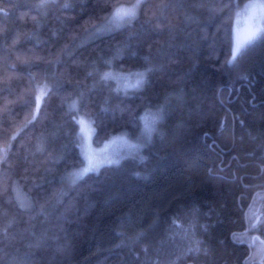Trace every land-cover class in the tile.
<instances>
[{"label": "trees", "instance_id": "1", "mask_svg": "<svg viewBox=\"0 0 264 264\" xmlns=\"http://www.w3.org/2000/svg\"><path fill=\"white\" fill-rule=\"evenodd\" d=\"M252 1L141 0L131 26L81 48L77 45L90 26L85 21L104 15L105 0H55L57 5L72 4L70 9L36 7L41 0H0V145L22 129L7 162L0 161V264H143L157 258L160 240L165 241L161 264H244L249 255H254L253 264H262L264 251L234 242L233 234L246 232L245 213L259 217L253 221L258 225L264 221V33L241 50L234 66L225 63L231 56L237 5ZM130 33L137 37L132 41L136 55L125 51L114 70L141 69L144 55L165 68L151 76L154 87L127 97L112 91L115 81L90 92L81 114L96 117L100 140L93 145L124 132L135 141L139 121L129 112L139 116L149 105L154 111L177 88L183 89V102L172 100L160 126L164 138L155 137L144 150L146 163L129 158L119 169L90 174L79 187L66 188L63 203L47 219L34 216L21 204L38 210L61 187L60 174L71 168L79 152L71 118L65 115L67 104L99 79L87 76L91 62L108 71L99 57L111 56ZM65 44L72 55L49 66L46 61ZM45 71L55 72L62 87H53L42 101L39 119L28 125L35 111L33 75L42 81ZM105 99L111 107L119 104L129 111H117L115 118L104 114L100 105ZM56 126L59 134L49 135L44 151H36L37 137ZM63 145L64 160L55 165V173H47L49 153L60 154ZM135 172L147 178L137 179ZM192 206L199 210L194 229L199 250L194 242L179 235L172 239L166 232L174 215L187 225ZM156 210L161 222L154 231L139 243L114 247L121 220L131 235L150 223ZM141 215L142 225L137 223Z\"/></svg>", "mask_w": 264, "mask_h": 264}, {"label": "snow or ice", "instance_id": "2", "mask_svg": "<svg viewBox=\"0 0 264 264\" xmlns=\"http://www.w3.org/2000/svg\"><path fill=\"white\" fill-rule=\"evenodd\" d=\"M60 7L63 9H70L73 7L72 4L65 2L62 5H57L55 0H41V2L36 5L38 8H47V7ZM141 0H135V2L129 3L128 0H105L103 7L106 9L104 15L99 16L98 19L90 17L88 21H85V25H90L89 27L84 28L86 35L80 40L77 47L86 46L91 40L100 38L106 35H112L120 30H122L126 25L131 26L137 19L139 10L142 7ZM227 7H231L228 5ZM239 7V5H237ZM245 8H259L261 11H264V2H261L259 5H246ZM2 11V9H0ZM239 15V13H237ZM147 23V22H146ZM156 27H159L157 25ZM53 36H56V33L53 32ZM256 33L250 32L249 36L245 40H240L239 38H233L230 41L231 45V56L225 60V63L228 66H234L235 61L238 57V54L245 47L246 43L251 42L255 39ZM136 35L130 33L123 41H121L113 51L112 55L105 58L103 56L99 57V60L102 61L104 66L109 69L108 71L101 72L98 68V62L93 60L89 67L91 71L87 73L88 77H96L99 79L93 80V83L88 86L86 89L81 90L71 103L67 104V111L65 115L70 116L72 125L75 129V135L73 137V145L75 148L79 149L77 153L75 162L71 168H66L59 177V182L61 187L53 192V194L44 200V202L39 203L38 210H36V205L28 203L27 205L21 204V207L25 208L26 211L33 212L34 216H43L45 219L51 214V212L56 208L57 205L63 203L65 196L68 194L66 188H77L79 187L90 174L99 175L101 169H119L122 166V162L129 158L136 160L138 164H144L147 161V157L144 155V150L148 148L152 143L155 137L159 136L160 139L164 138V132L161 130V124H163L168 118L169 110L171 107V102L175 99L178 103L183 102L184 92L182 88H177L173 92L167 93L164 97V102L156 106L155 110H152V107L149 105L145 108L144 113L137 116L135 110H131L129 114L132 116L133 121H139V135L136 137L135 141L129 143L126 137L129 136L127 132L118 133L115 137L111 135H106L103 138V142L107 145L108 143H114L116 141H121L125 144H128L129 151L127 153H110L104 149H93L92 143L100 140V132L97 124L96 117L85 111L81 114V109L84 107L85 100L89 96L90 92L94 91L98 84L104 83L107 84L109 81H115L117 87L112 89L116 95H123L127 97L129 93H138L144 91L148 86H155L154 82L151 79V76L156 72H162L165 68V65L156 63L151 55H144L142 57L143 67L136 71L129 70L128 72H116L114 70V62L117 60L125 51L132 52V55L135 56L136 52L134 50V45L132 41L136 39ZM202 38H204L202 36ZM75 39V37H72ZM264 42V38H262ZM69 45L65 44L63 49L58 52L54 58H50L46 63L55 67L62 62V55L66 54L71 56L72 51H68ZM162 54V49L158 50ZM33 80L35 83V111L31 113V120L27 123L28 125L33 124L39 119L38 113L42 110V101L50 95L53 91V87L60 89L62 87L59 77H57L55 72L48 73L45 71L43 73V80H36V76L33 75ZM52 81V85L48 81ZM179 80L176 82L179 84ZM7 111V106H5ZM121 113L129 111V109L121 107L119 104L115 107L110 106V101L105 99L100 105V112L108 114L111 112L113 118H115L116 112ZM134 126H137L134 123ZM27 127V125L25 126ZM59 127L56 126L55 130L45 134L41 133L37 137V142L35 145L36 151H44L45 145L48 140V136L53 137L59 134ZM7 133V129H4ZM20 131L6 140L3 145H0V161L7 162L8 155L12 151V141L16 140L20 135ZM67 148V145H63L60 154L49 153L50 167L46 169V172L49 174L55 173V165L59 164L64 160V150ZM192 166H196V161L192 162ZM137 179L147 177H142L139 172L133 173ZM35 187H40L35 184ZM251 208V205H249ZM151 222L146 226L139 227L131 235L125 230L126 224L124 220H121L119 225V230L116 231V236L119 238V243L115 244L114 247L122 248L129 247L135 243H139L144 239L150 232L154 231L161 222L160 211L156 210L152 214ZM199 216V210L192 206L191 210V219L187 225L178 221L180 217L174 215L171 217V223L167 227L166 232L170 235V238L174 239L179 235L182 239L190 240L197 245V250L199 244L201 243L198 240H195L194 229L196 227V221ZM62 219V217H58ZM245 219L247 221V229L244 234L237 235L233 234L234 242L239 240L241 243L248 242L249 248H257L258 251H264V221L258 225L253 221L256 220V216H249L245 213ZM128 222H131V217L129 216ZM138 224H143V216H139L137 220ZM201 227H205L201 225ZM259 232V235L249 236L248 233ZM6 234V232H5ZM158 247L155 249L156 259H146L143 264H161L159 259L161 249L165 246V241L160 240L158 242ZM191 247L188 251H191ZM205 251H207L205 249ZM145 256H148V248H144ZM7 255V254H5ZM254 255H249L245 260L244 264H253ZM262 264H264V259H262Z\"/></svg>", "mask_w": 264, "mask_h": 264}, {"label": "rangeland", "instance_id": "3", "mask_svg": "<svg viewBox=\"0 0 264 264\" xmlns=\"http://www.w3.org/2000/svg\"><path fill=\"white\" fill-rule=\"evenodd\" d=\"M257 3L256 0L244 4L242 7L237 8L236 18L234 23L233 38H239L240 40H245L250 32H255L256 37L252 41L256 40L262 33H264V11H261L259 8H245L246 5H259L264 0H259ZM239 13V15H237ZM251 41V42H252ZM249 42V43H251ZM248 43H246L247 45ZM245 45V46H246ZM117 87V86H116ZM117 135V134H116ZM114 135L113 137H115ZM129 143L132 141L129 137H126ZM93 149H104L110 153H127L129 151L128 144H125L121 141H116L114 143H108L107 145L103 143L101 146H94L92 143ZM257 218V217H256ZM264 259V254H263Z\"/></svg>", "mask_w": 264, "mask_h": 264}, {"label": "flooded vegetation", "instance_id": "4", "mask_svg": "<svg viewBox=\"0 0 264 264\" xmlns=\"http://www.w3.org/2000/svg\"><path fill=\"white\" fill-rule=\"evenodd\" d=\"M260 205V204H259ZM259 205H258V209L257 210H259Z\"/></svg>", "mask_w": 264, "mask_h": 264}]
</instances>
